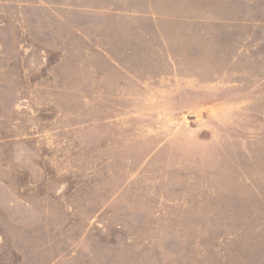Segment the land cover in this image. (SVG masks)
<instances>
[{
  "label": "rangeland",
  "instance_id": "374dc122",
  "mask_svg": "<svg viewBox=\"0 0 264 264\" xmlns=\"http://www.w3.org/2000/svg\"><path fill=\"white\" fill-rule=\"evenodd\" d=\"M0 264H264V0H0Z\"/></svg>",
  "mask_w": 264,
  "mask_h": 264
}]
</instances>
